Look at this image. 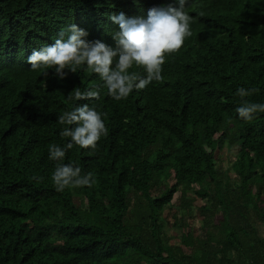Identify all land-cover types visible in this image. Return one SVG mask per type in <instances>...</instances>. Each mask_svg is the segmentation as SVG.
I'll list each match as a JSON object with an SVG mask.
<instances>
[{
	"label": "trees",
	"instance_id": "16d2710c",
	"mask_svg": "<svg viewBox=\"0 0 264 264\" xmlns=\"http://www.w3.org/2000/svg\"><path fill=\"white\" fill-rule=\"evenodd\" d=\"M169 1L0 0V264H264V113L236 112L239 87L264 103V0H188L163 81L119 101L86 65L60 79L27 62L71 24L115 47L111 15ZM85 103L108 134L49 159L69 139L58 116ZM58 163L95 183L57 191Z\"/></svg>",
	"mask_w": 264,
	"mask_h": 264
},
{
	"label": "clouds",
	"instance_id": "9594fccd",
	"mask_svg": "<svg viewBox=\"0 0 264 264\" xmlns=\"http://www.w3.org/2000/svg\"><path fill=\"white\" fill-rule=\"evenodd\" d=\"M188 0H170L166 7L148 9L146 17H126L123 12L110 16L118 31L112 33L115 47L101 40L85 39L88 33L75 24L62 30L51 45L33 49L27 62L33 70L55 69V74L63 79L66 69L72 73L86 65L103 81L107 93L119 101L126 99L135 89H144L153 81L162 82L163 65L166 57L177 53L185 40L192 35V17L187 9ZM190 10H194L190 7ZM143 68L144 75L129 71L133 66ZM47 74L46 72L44 73ZM258 89L239 87L236 95L241 104L236 108L239 117L250 120L256 113H264V103L249 102V97ZM100 92L92 89L74 91L70 99H99ZM58 123L64 125L62 138H69L64 147L49 146V159L62 161L66 151L73 145L95 149L102 136L108 134L102 114L85 103L58 116ZM52 181L57 191L71 187H92L95 179L92 173L81 175V168L72 164L58 163L52 173Z\"/></svg>",
	"mask_w": 264,
	"mask_h": 264
},
{
	"label": "rangeland",
	"instance_id": "374dc122",
	"mask_svg": "<svg viewBox=\"0 0 264 264\" xmlns=\"http://www.w3.org/2000/svg\"><path fill=\"white\" fill-rule=\"evenodd\" d=\"M222 152H224V151H222ZM225 158H226V160H227V157H225ZM173 233H174L175 235H178V234L180 233V231H179V229H174ZM174 239H175V238H174ZM174 239L172 240V242L174 241Z\"/></svg>",
	"mask_w": 264,
	"mask_h": 264
}]
</instances>
